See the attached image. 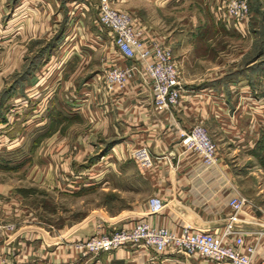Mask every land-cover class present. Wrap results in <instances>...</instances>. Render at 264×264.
Segmentation results:
<instances>
[{"label": "crops", "instance_id": "obj_1", "mask_svg": "<svg viewBox=\"0 0 264 264\" xmlns=\"http://www.w3.org/2000/svg\"><path fill=\"white\" fill-rule=\"evenodd\" d=\"M63 1L0 0V127L9 145L6 149L17 150L24 144L23 135L33 134L36 127L47 124L32 139L30 153L16 161L18 169L30 165L17 180L27 185L11 187L0 181V259H5L6 264H216L199 255L187 256L171 248L157 253L138 244L81 256L73 243L97 231L129 228L141 219L175 233L184 227L219 233L229 214L228 200L240 195L247 200L245 213L241 215L245 244L254 245L256 261L264 262V233H261L264 210L243 195L236 173H231L228 167V156L236 160V146L243 145L246 134L253 136L248 141L250 147L259 141L260 133L264 134V105L258 114L260 123L254 115L250 117L253 125L244 128L239 124L240 112L244 108L250 111L253 103L252 97L241 94L255 88L257 74L264 72L262 0H250L255 3L250 46L258 44L260 38L263 40V49L246 65L248 68L259 65L253 68L255 74L239 73L236 78L233 67L234 75L225 79L232 77L229 82L237 84L244 80L246 84L240 86L238 93H230L229 82L224 85L220 77L193 85L195 79H187L181 71L180 98L169 111L155 109L151 84L143 71L135 73L122 88L105 89L103 73L109 63L126 67L138 62L124 59L115 50L111 33H103L96 19L99 33L88 29L85 38L88 48L99 51V63L56 65L43 76L39 86L34 85V76L38 70H45V61L49 59L48 40L57 31L53 28L64 17L63 7L60 8ZM127 1L115 0L112 5L130 12L135 22L153 37L162 40L169 37V43L173 42L174 37L164 28L166 25L150 27V31L138 9L129 7ZM155 1L161 6L173 3V0ZM206 22L210 30L217 28L224 34L229 31L221 15L208 12L195 30L186 35L190 41L184 51L178 50L188 65L192 62L188 56L198 62L207 61L205 51L198 46L205 49L212 44L205 39ZM63 35L61 29L55 38ZM36 39L44 41V52L43 44L40 51L37 46L32 48ZM33 54L36 56L30 61L37 65H26L27 72L7 89V78L22 67L24 58L26 61ZM50 85L51 91L42 94ZM10 106L18 111L13 120L5 112ZM196 124L204 126L216 144L217 161L211 166L204 165L198 153L185 150L181 144L183 133ZM103 143L109 145L108 149L97 156L102 150L96 145L101 147ZM138 145H147L155 157V164L148 171L140 170L128 157ZM39 149L43 157L40 169H36L33 154ZM88 152L92 156L81 161V155ZM68 169L70 173H66ZM36 186L40 190L32 189ZM154 195L163 200L164 207L159 213L150 214L147 200ZM1 196L8 200L2 202ZM70 196L90 199L83 218L70 220L60 207L65 197ZM98 197L103 199L99 203ZM7 224L14 229L8 230Z\"/></svg>", "mask_w": 264, "mask_h": 264}, {"label": "rangeland", "instance_id": "obj_2", "mask_svg": "<svg viewBox=\"0 0 264 264\" xmlns=\"http://www.w3.org/2000/svg\"><path fill=\"white\" fill-rule=\"evenodd\" d=\"M227 1L228 0H218V1L217 0H173V3L170 5L168 4L166 6L164 5L161 6L160 5L161 3L155 0H128L126 4H128L129 7H134L138 9V14L144 19L145 24L149 26L150 31H151L150 27L166 25V27H164L166 29V32L170 31L171 33L170 35H172L176 40L173 39L172 40L173 42L169 43V37L163 40L158 39L153 37L150 33L147 32V29H145L146 42L150 43V41L153 40L158 42L160 41L161 43H163L164 45L170 48L174 61L179 70L180 78L182 71L183 75H186L187 79L189 78L195 79L193 85H198L201 83L202 80L206 81L207 78L218 79V77H220L221 82H223L224 85L225 84L227 85L229 82L228 80H232V77L229 79H225L227 78V76H233L234 74H236V78H238L237 74L239 73L243 75L251 74L253 72V68L258 67L259 65H255V66L252 65L250 68L246 67V65H249L253 56L260 49H263V40L261 38L260 40H258L260 41L258 44L254 42L253 45L250 46L251 39L253 36L251 33V20H252L251 14H252V6H255V3L253 4V2L248 0V4L250 7L249 19L244 23V25H241L239 22H237V20L227 17V12H226ZM62 5L63 6H61L60 8L62 10L63 7L64 17L61 16V21L59 25L53 28V30L57 29V31L54 35L51 34L53 36H50L48 40L49 54L47 58L49 59L47 60L48 62L45 61V65H46L44 68L45 70L43 71L38 70V74L34 76V85L39 86L42 79L44 78L43 76L47 75L48 72L50 73V71H53L56 65H63L64 63L77 64L79 62L81 64H85L86 62H89L90 64H94L96 62L99 63V59L101 57L100 54L98 53L99 51L98 50L95 51L92 50L91 48H88L86 46L88 41L87 38H85V34L86 31H88V29L93 32L99 33V31H97L98 28L97 26H95L94 23L98 13L97 0H79V2L65 0L62 2ZM262 6H263V15H264V0H262ZM117 7H121V6H117ZM116 9H120V8H116ZM208 12L210 13L214 12V14L217 16L218 14L221 15V17L224 18L225 23L228 24L227 26L229 27V31L226 34L222 33L217 28L212 30L209 29V31H206L205 39L207 43H208L207 40H209L210 44L212 43L211 46L205 49L204 46L202 45L198 44V46H200L199 49H203L205 51V57L207 61L198 62L195 61L194 58H190V56H188V59L192 61L191 65H188V60L184 58L183 54L179 53L180 51L179 49L182 48V50L184 51L185 49L184 46L188 43V40L190 41V39L187 38L188 34H191L190 32L195 30L196 26L200 23L201 18L206 17ZM128 13L131 14L130 12ZM132 17L134 18L133 15ZM51 20L54 21V13L51 16ZM206 28L207 29L209 28L207 26V22H206ZM61 29L64 30L63 38L60 37L59 39L58 38L56 39L55 37L58 31ZM102 32L108 33L109 31L108 29L103 28ZM199 43H201V41H199ZM41 44H43L42 49L44 52L45 43L40 39H36V41L32 43V48L37 46L38 47L37 49L39 50L41 49L40 48ZM249 47L250 50L247 51ZM244 52L246 54L241 58V55ZM35 56L36 54L27 57L26 61L25 58L23 59V62L21 64L22 67L16 73H13L10 78L9 77L7 78L8 80L7 89H9L11 85L13 86L18 81V79H20V77H23V74L27 72L28 68L26 67V65L36 64V62L33 63L30 61L31 57L35 58ZM109 65L110 66L108 68L116 66V64H112V63L111 64L109 63ZM233 67H236V71L234 72V74L232 70ZM188 74H190L191 76L189 77ZM257 75L259 76V78H256L255 88L251 89L246 94L245 92L241 94L243 95V97H252L253 99L252 100L253 103L251 102V107H252L250 109L251 112L249 110H246L245 108L240 112L239 124L244 128L253 125L252 122L250 121H252L251 118H253L254 115H256V120L258 121V123H260L258 114L261 113L262 107L264 105V72L260 71ZM241 82L243 83L236 84L230 81L229 82L230 93H234V92L238 93V91H240L239 90L240 86L246 84L244 80ZM103 86H104V73H103ZM52 87L53 85H50L45 91L42 92V94L45 92H47L48 94L51 91ZM116 88H122V87H115L114 89ZM28 97L30 98L31 96ZM237 104L238 103H236V106ZM10 107L13 108V106ZM236 110L238 111L239 109ZM5 112H7L8 117H10L11 115L10 110L7 109ZM39 117L42 118V115H40ZM12 118L13 119L15 118L14 114L12 117H10V119ZM44 125L38 126L40 127L39 132H37L38 127H36V129H34L35 132H33V134L23 135V137L25 136L23 139L24 144L17 150L6 149L7 148L6 146L9 145H6L4 138H2V140L0 141V181L2 183H5L6 185H11V187H13V185L15 186L27 185V182L24 181L17 182V180L19 179L18 175L24 174L26 169L30 168V165L27 166V168L24 170L18 169L19 167L16 166V161L21 158H24L26 155H28V153H30L29 146L32 142V139L37 134H39L40 129L41 128L44 129L47 124L45 123ZM82 127L84 126L83 125L80 126L81 129ZM84 129H86V127ZM7 132H5L6 135H8ZM210 138L213 141L211 136ZM252 138L253 136L249 134H246L243 137V141H242L244 142L243 145L241 144V146L239 145L238 147L236 146V160H233L232 156H228V160H229L228 167L231 173L233 172L236 173V180L240 182L242 188L241 192L243 193V195L248 200L251 199L259 207H261L262 210H264V134L260 133L259 141L256 143L255 146L250 147L249 146L250 142L248 141L252 140ZM237 139L238 138H236V140ZM213 143L215 144L214 141ZM106 144L107 143L105 144L103 143L101 147L99 145H96L98 146L99 149L102 150L100 153L98 152L99 154L97 156L101 155L106 149H108L109 145L106 146ZM92 151H93L92 153L95 152L94 149ZM216 151H217V147H216ZM42 153L43 151L39 149L36 150L35 154H33V156L36 155L35 159L38 164L36 169H40L39 164L42 162V157H43L41 156ZM92 153L88 152L87 154H82L81 161H85L86 158L88 157L90 158L92 156ZM128 157H130L133 160L131 152L129 153ZM80 168L81 170L84 169L83 166H80ZM69 171H71V169H68L66 173H68ZM29 182L32 181L29 180ZM32 189L40 190L39 187ZM28 191H32V190L28 189ZM7 200L8 199L5 196H1L2 202ZM89 200L90 199L88 198V196L65 197V200L60 205V207L63 209V211H65V215L67 218H69L70 220H77L78 218H83L85 216V213H87L89 208ZM100 200L102 201L103 199H100L98 197L97 202L99 203ZM31 204H33V201L31 202ZM6 228L8 230H13L14 226L11 229H9L8 227ZM261 233H264V231L261 230ZM87 256L90 257L92 255L89 254Z\"/></svg>", "mask_w": 264, "mask_h": 264}, {"label": "built area", "instance_id": "obj_3", "mask_svg": "<svg viewBox=\"0 0 264 264\" xmlns=\"http://www.w3.org/2000/svg\"><path fill=\"white\" fill-rule=\"evenodd\" d=\"M113 0H97V25L108 29L113 38L116 51L124 59H134L138 63L121 67L114 66L104 72V87L107 91L123 87L133 74L144 71L149 78L153 105L157 111H169L178 104L182 91L180 73L169 47L160 41L146 42L145 28L137 24L126 11L112 6ZM227 17L237 20L241 25L249 19L248 0H228ZM11 115L17 113V107L10 109ZM9 117V118H10ZM0 127V141L4 138ZM181 144L185 150L199 154L206 166L217 161L216 146L201 124L193 125L183 133ZM133 160L142 171L150 170L155 157L147 145H138L131 151ZM247 200L232 196L228 200L229 214L219 233L207 230L191 231L184 227L175 233L166 227L152 226L141 219L129 228H120L108 232H95L86 239L76 241L73 246L81 256L109 253L120 247L138 244L157 253L171 248L187 256L199 255L216 264H264L255 259V246L245 244L242 214L245 213ZM150 214L159 213L164 207L163 200L151 196L147 200ZM9 229L12 224L7 225ZM0 264H6L0 259Z\"/></svg>", "mask_w": 264, "mask_h": 264}, {"label": "trees", "instance_id": "obj_4", "mask_svg": "<svg viewBox=\"0 0 264 264\" xmlns=\"http://www.w3.org/2000/svg\"><path fill=\"white\" fill-rule=\"evenodd\" d=\"M207 26L209 27V25H207ZM205 30H206V31H209V28H208V29H207V28H205ZM206 31H204V32H206ZM48 44H49V43H48ZM51 46H52V45H51Z\"/></svg>", "mask_w": 264, "mask_h": 264}]
</instances>
